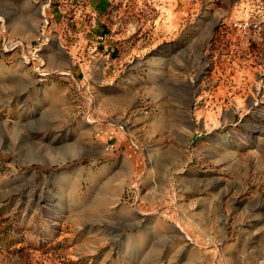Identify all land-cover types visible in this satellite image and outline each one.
<instances>
[{"label": "rangeland", "instance_id": "374dc122", "mask_svg": "<svg viewBox=\"0 0 264 264\" xmlns=\"http://www.w3.org/2000/svg\"><path fill=\"white\" fill-rule=\"evenodd\" d=\"M90 4L10 0L19 17L0 29V264H196V250L198 264H264V0ZM84 22L87 42L60 35L59 23ZM161 34L185 61L176 71L125 62L107 87L114 105L99 51ZM64 62L70 70L56 72ZM118 146L113 171L104 164ZM111 176L130 182L128 194L100 207L98 179ZM163 179L169 198L132 196ZM136 207L153 213L154 231L116 242L89 231Z\"/></svg>", "mask_w": 264, "mask_h": 264}, {"label": "crops", "instance_id": "0c3cea01", "mask_svg": "<svg viewBox=\"0 0 264 264\" xmlns=\"http://www.w3.org/2000/svg\"><path fill=\"white\" fill-rule=\"evenodd\" d=\"M64 2V0H60ZM94 1V0H93ZM96 1V0H95ZM181 2V1H180ZM91 0H88V7L91 6ZM90 5V6H89ZM42 6V5H41ZM181 12L183 10H180ZM11 14L16 17L18 15L17 11L15 9H12L10 6V0H0V29L3 30V25H5V22L10 19ZM82 27H79L78 23H75V25L72 26L71 30L65 29L64 25L59 23L61 26L60 28V35L64 36L67 35L70 37V34L73 33H79L78 38H80L82 41L87 42L86 38L88 33H90V30L86 27V23H82ZM85 27L87 30L84 31L82 28ZM76 28V29H74ZM67 30V31H66ZM174 35H168V34H161V37L157 36L151 41L148 42H136L135 44H121V47L118 46V41L115 39L116 42L113 46L107 45L103 46L102 50L99 51V56L103 57L102 60V68L104 78H105V88L104 95L106 97L110 98V101L113 102L114 105H117L119 103V95L117 93L108 92L107 87L111 84L113 79L115 78V72H119V68L125 63H131V61L136 62V66L145 68L146 70H165V69H177L178 67V61L182 60L185 61V53L183 52L185 49H182L181 47H172V48H164L168 43L169 40H172L170 37H173ZM82 37V38H81ZM85 38V39H83ZM112 44V41H110ZM85 45L81 50H85ZM125 46V48H124ZM74 48V46H71ZM118 47V48H117ZM113 48H117V52L113 53ZM75 49V48H74ZM89 50V48H87ZM94 48L91 50V52L95 51ZM153 56H152V55ZM109 56L111 58L109 59ZM115 57V58H114ZM62 58L66 59L64 55H62ZM70 58V57H67ZM135 58H137L135 60ZM70 70L68 67V63L64 62L62 65H58L55 69L56 72H65ZM176 71V70H174ZM140 79H142L140 77ZM135 102L139 101L138 97L134 100ZM123 146H118L114 149V151L111 153L109 160L105 161V166L112 169L113 171H116L121 164L122 160L119 158V151H123ZM125 148V147H124ZM119 150V151H118ZM97 156V155H95ZM85 176V175H84ZM89 174V180H91ZM87 177L84 178V181L86 182ZM102 178L100 177L98 179V188L99 191L94 194L97 196L95 197L93 195V198L98 199L100 201L99 206H105V208H115L117 207L118 203L116 201L123 199L125 195L128 194L127 191H125V187L130 184L128 181H124L120 179L118 176H111L109 177L108 181H102ZM95 180V179H93ZM92 182V181H91ZM128 182V183H127ZM95 185V183H93ZM108 184V185H107ZM140 185V188L137 187L136 191L132 192V196L138 200L145 201V200H156V199H165L169 198V195H166L167 193L170 194V180L163 179L162 181L153 182L150 184V182H138ZM89 186H92L90 183ZM136 188V187H135ZM127 192V194H126ZM113 200L111 202L105 203L104 201ZM139 206V205H138ZM137 210V207H136ZM132 210L130 216H123L120 211H115V213L112 212L111 218L108 220L102 219L99 217V219L95 222H97L98 226H94L89 229V231H101L107 233V235L110 236V239L114 242H116L117 237L120 236V232H131V231H137L140 230V232H145L146 234L154 231V228H152L154 224V220L152 217H148L152 215L153 213L149 211H139L138 210ZM138 216H146L147 222L144 223L142 226L140 223L142 221L138 222ZM160 224H164L162 220H158ZM116 233V234H115ZM113 237V238H112ZM130 242L125 244L126 252L129 251L131 246L133 249L135 246L134 244L138 242V238L134 237L132 235V240ZM198 253V251L196 250ZM195 254V252L191 253L189 255L190 258H195V263H203L205 261V255L204 253H201L200 255ZM192 260V259H191ZM240 264L246 262L243 257H239Z\"/></svg>", "mask_w": 264, "mask_h": 264}, {"label": "built area", "instance_id": "2783aa9c", "mask_svg": "<svg viewBox=\"0 0 264 264\" xmlns=\"http://www.w3.org/2000/svg\"><path fill=\"white\" fill-rule=\"evenodd\" d=\"M51 3H52V0H45V4H46L45 6H48V5L51 4ZM84 4H85V3H84ZM76 15H77V16H72L71 18H72V19H73V18H78L80 14H77V13H76ZM107 150H109V147H108V146L106 147V151H107Z\"/></svg>", "mask_w": 264, "mask_h": 264}, {"label": "bare ground", "instance_id": "6f19581e", "mask_svg": "<svg viewBox=\"0 0 264 264\" xmlns=\"http://www.w3.org/2000/svg\"><path fill=\"white\" fill-rule=\"evenodd\" d=\"M113 238V237H112Z\"/></svg>", "mask_w": 264, "mask_h": 264}]
</instances>
